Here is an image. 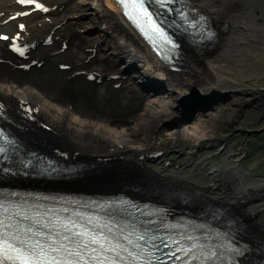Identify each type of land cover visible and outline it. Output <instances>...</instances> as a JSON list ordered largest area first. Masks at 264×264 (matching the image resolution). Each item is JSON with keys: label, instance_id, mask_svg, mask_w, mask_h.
Segmentation results:
<instances>
[{"label": "bare ground", "instance_id": "bare-ground-1", "mask_svg": "<svg viewBox=\"0 0 264 264\" xmlns=\"http://www.w3.org/2000/svg\"><path fill=\"white\" fill-rule=\"evenodd\" d=\"M46 2L49 11L5 21L18 9L12 1L0 0V34L16 33L18 40L34 43L27 57L19 58L8 50V40H0V110L5 125L23 142H47L67 158L89 157L95 167L99 157L133 154L140 162L156 150L159 155L153 162L166 158L173 145L182 153L189 149L184 163L169 162V166L168 161L161 162L164 159L153 166L139 163L156 181L171 182L151 189L185 205L202 202L226 215L237 213L243 220L237 224L240 231L250 236H243L247 248L237 264H251L254 257L264 256V174L253 173L239 159L227 157L216 166L208 155L195 153L201 141L220 134L221 123H235L246 108L255 121L264 116V0H191L209 15L215 29L210 38L195 45L197 60L194 65L188 60L196 68L185 64L186 71L181 66L187 60L180 56L174 67L165 65L113 0ZM20 22L24 27L17 29ZM86 77L99 80L91 83ZM154 80L162 84L153 90L156 93L140 91V84ZM194 91L202 97L216 92L221 99L217 111H210L214 105L186 123L177 109L181 99ZM91 97L102 106H117V111L129 105L132 109L126 118L115 120L105 110L92 109ZM28 115L37 117L40 131L53 141L39 134ZM176 115L178 124L164 122ZM162 124L166 128L159 129ZM35 133L44 143L31 137ZM77 173L73 170L70 175ZM132 180L129 184L146 185ZM41 253L46 259L41 264H51L49 255Z\"/></svg>", "mask_w": 264, "mask_h": 264}, {"label": "rangeland", "instance_id": "rangeland-1", "mask_svg": "<svg viewBox=\"0 0 264 264\" xmlns=\"http://www.w3.org/2000/svg\"><path fill=\"white\" fill-rule=\"evenodd\" d=\"M43 1L46 2V0H43ZM181 54H182L181 57L185 58V61L187 60V62H188V63L185 62L182 64L181 70L186 71L185 70L186 68H184L185 64L189 65L188 67L190 69L196 68L195 67L196 64L193 67L189 63L190 61H192V65H194V62L197 59H195V57L192 56L191 50L188 49V46L183 45ZM188 57H190L189 58L190 61L188 60ZM105 60L106 59H104V61ZM256 66L257 65H254L253 68ZM86 78L91 83H96L99 80L98 79L96 82H94L95 80H90V78H88V77H86ZM161 85H162L161 82L159 83V81H157V80H154V82H149V83L146 82V83H143V85L140 84V91L142 90V92L156 93L153 90H156L157 86L160 87ZM62 90H64V89H62ZM62 90H60V91H62ZM188 96L189 95H187L186 97H188ZM186 97H183L182 99H184ZM182 99H181V101H182ZM88 102H89V104H91L93 106V107H91V106L90 107L96 111L98 110V108H100L102 111L105 110L106 112L113 114L111 118H113L115 120H119V119L122 120V119L126 118L125 115L127 114V112H129V110L132 109L131 105H129V107H125V108L120 107V108H118L119 110L117 111L115 109V108H117V106H115L113 104H107L106 106H102L105 104L101 105L98 100H96L95 98H92V97L88 100ZM203 102H200V103H203ZM263 102H264V100H263ZM189 103L190 102H188V104ZM214 105H215L214 109L212 108V110H210L213 113H214V111L218 110L216 103H214ZM84 106H88V105L86 104ZM188 106L189 105H187V107ZM188 108L189 109H187V108L185 109V107H183L182 105H179V107L177 109L179 111H182L181 119H183L186 123L190 122V120L193 117H195V115L199 111H201L199 109L190 110V107H188ZM243 111H245L244 112L245 114L239 115V118L236 119L235 123H232L231 121H229V123H227V122L221 123V125L218 126V130H220L219 131L220 134L215 135L212 138H206L204 141H201L202 143L199 144V146H198L200 149L196 150L195 153H196V155H199V156L203 155V157L208 155L209 156L208 159L212 163H214L216 166L219 164H222V161L224 159H226L227 157H229L230 160H238L239 159L238 160L239 164L242 166L245 165L248 168H251L253 173H256L257 175L258 174H264V116H262L260 119L255 121V118L253 119L252 115L250 114V111H251L250 109L246 108ZM27 117L32 118L33 125H35L37 128L38 127L40 128V124H39L38 120H36L37 117L35 118V117H32L31 115H28ZM186 119H188V120H186ZM28 120H30V119H28ZM164 122H166L167 124H170V126L172 125V123L178 124L179 123L178 116L176 115V116L169 117ZM39 128H38V132L40 135H42L44 138L47 137L46 139L49 141H53V138H51L50 136H45V134L42 131H40ZM162 128H166V126H164L163 124H162V126L159 125V129H162ZM39 134L35 133L34 135H36V136L31 134V137H33V139L39 138L38 137V136H40ZM39 139L42 141V138H39ZM60 140L61 139H59V141ZM56 142H58V141L56 140ZM176 142L178 143L179 140H176ZM45 143L47 144V142H45ZM185 143H186V146H193L192 144H190V142L185 141ZM165 144L167 147L170 146V145H168L167 142H165ZM47 145H50V144H47ZM33 146H36V147L41 148V149H46L44 147H41L40 144L37 141H35V139H34ZM166 146H164V147L166 148ZM48 149H51V148H48ZM169 151L170 152L166 151V154H167V155H165L166 158H163L165 161H161L163 159L159 158L157 160L155 159L152 162V158L159 155L156 153V152H158L156 150L149 151L148 156H151V157L146 158L147 157L146 156L145 159H143L142 161L139 159L140 162L136 161L137 159L135 158V156L133 154H131V155L128 154L127 155L128 158H121L120 157V159L115 156V159H118V160L110 161V163H107L104 165H99V167L93 168L94 170L90 171L89 173H86V174H88L86 176L83 175L82 177H79V178L70 179V180H72V185L69 186V184H68V186H63V187L76 188V189H79V188L91 189L92 188V189H98V190H100V189H106V190L126 189L128 191H132V189H133L132 185L133 184H129L131 179H133L132 181H134V179H135L141 183H146V185H148L149 187L154 186V184H159V183H160L159 185L163 186V187H164V185L170 186L171 182L169 180L164 179L163 181H156L154 178L148 176L151 174L147 173L148 174L147 175L145 173L146 171L143 170V166L139 164V163H141V164L143 163L145 165L147 164V165L153 166V165H159V161L163 162L164 164H166L167 161H168V163L171 162L173 164H174V162L184 163L188 157V155H186V151L188 153L189 149L184 150L185 153H182V152L178 151V148L176 149V146L173 145V148H171ZM190 154L191 153H189V157L195 158V156L193 157ZM80 157L83 158V160L87 164L92 161L89 157H86V156H80ZM168 165L170 166V163ZM132 168H134V169H132ZM117 169L119 170V172ZM91 172H95V173H91ZM2 179L4 180V177H2ZM43 180L47 181L46 179H43ZM153 180H155V181L153 182V185H152L151 182ZM7 182H9V181H7ZM164 182H166V184H164ZM58 183H62V182H58ZM53 184H55V183H53ZM143 186H145V185H143ZM174 187L175 186L171 187L173 189V191L176 190ZM178 187H180V186H178ZM135 188L138 191V193L143 194V192H144V191H142L143 189H141L139 186L135 187ZM165 188H167V187H165ZM200 199L203 200L204 198L200 197ZM171 201L172 202L177 201L180 207L188 208L191 210L197 209V207L200 206V205H196V204H194V205H190V204L187 205L186 204L185 205V204H183V202L181 200H179L176 197H175V201H173V200H171ZM177 202H175V204ZM235 214H237V213H235ZM245 236H247V235L245 234ZM247 237L250 238V236H247ZM247 240H248V242L252 243L249 239H247ZM259 251H260V253H262V245L261 246L259 245L258 252ZM263 260H264L263 255H261L260 257H254L253 262L251 264H255L254 262H261Z\"/></svg>", "mask_w": 264, "mask_h": 264}, {"label": "water", "instance_id": "water-1", "mask_svg": "<svg viewBox=\"0 0 264 264\" xmlns=\"http://www.w3.org/2000/svg\"><path fill=\"white\" fill-rule=\"evenodd\" d=\"M218 99H221V98L219 94L216 92L210 95L208 94L206 97H202L199 93L194 91L192 95L182 99V101L180 102V105L185 107V109L186 108L189 109L188 107H190V110L199 109L201 111H204L205 109L212 108L214 106V103H217ZM188 102L190 103L188 104ZM200 102H203V103H200ZM187 105L189 106L187 107Z\"/></svg>", "mask_w": 264, "mask_h": 264}, {"label": "snow or ice", "instance_id": "snow-or-ice-1", "mask_svg": "<svg viewBox=\"0 0 264 264\" xmlns=\"http://www.w3.org/2000/svg\"><path fill=\"white\" fill-rule=\"evenodd\" d=\"M21 3H27V2H30V0H20ZM31 2H34V0H31ZM37 7H40L41 5L37 4L36 5ZM22 27V25H21ZM194 259H199V257H194Z\"/></svg>", "mask_w": 264, "mask_h": 264}]
</instances>
